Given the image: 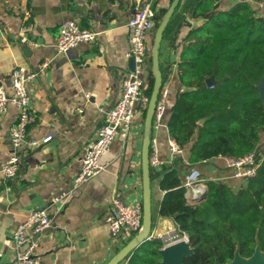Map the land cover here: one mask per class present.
I'll return each mask as SVG.
<instances>
[{
    "label": "crops",
    "instance_id": "0c3cea01",
    "mask_svg": "<svg viewBox=\"0 0 264 264\" xmlns=\"http://www.w3.org/2000/svg\"><path fill=\"white\" fill-rule=\"evenodd\" d=\"M146 1H151L153 12L166 9L171 3V0L0 1V84L10 91V72L17 65L35 71L37 75L27 85L34 114V120L27 126V136L42 140L51 135L48 141L25 153L15 176L6 178L0 174V264H15L12 231L36 208H44L54 216L48 230L45 228L38 235V251L44 264H106L132 238L124 233L118 238L111 237L104 215L113 195L124 201L142 198L141 114L136 113L127 137L117 135L101 156L104 169L98 175L78 186L73 178L89 141L120 95L131 65L125 57L127 21ZM191 1L179 0L173 13L181 17L174 27L181 19L183 23L173 42L170 32L162 37L167 41L165 48L162 51L159 48V67L167 72L168 108L184 89L177 73L183 38L190 28L204 22L203 17L193 15ZM236 1L239 0H221L220 8ZM66 19L96 31L95 40L58 53L55 38L59 25ZM152 37L150 31V43ZM44 61L48 65L42 69ZM149 71L147 67L145 87ZM16 118L17 108L9 104L6 114L0 117V164L13 152L9 128ZM168 136L166 125L158 133L160 158L163 165L181 169L183 178L191 166L187 162V148L172 157ZM261 138L263 144L264 132ZM232 159L215 157L205 161L207 165L200 171L202 184L205 186L207 179L235 181L232 169L227 167ZM158 183L159 178L151 181L152 230L167 235L177 229L171 217L159 214L165 191ZM61 192L67 193L64 200L49 206L50 199ZM186 201L189 203L187 198Z\"/></svg>",
    "mask_w": 264,
    "mask_h": 264
},
{
    "label": "trees",
    "instance_id": "16d2710c",
    "mask_svg": "<svg viewBox=\"0 0 264 264\" xmlns=\"http://www.w3.org/2000/svg\"><path fill=\"white\" fill-rule=\"evenodd\" d=\"M220 1L190 3L193 15L203 17L204 22L190 28L183 38L177 73L184 89L167 108L168 135L187 148L188 166L215 157L235 159L254 150L261 161L254 174L242 178L237 187L222 179H207L205 196L196 204L186 201L181 169L150 167L151 181L159 178V188L165 191L159 214L172 218L194 250L183 264H215V258L225 264L232 260L236 247L243 257L251 256L257 244L264 252V143L260 144L264 100L258 90L263 81L264 93V14H258L252 2L239 0L220 8ZM166 10L154 12L152 36ZM179 16L173 13L163 31L162 37L172 32L171 42L183 23L181 19L174 27ZM148 64L145 91L150 96L151 56ZM160 71L163 83L167 72L161 67ZM209 77L213 83L208 86ZM163 246L161 239L149 238L124 260L126 264H158Z\"/></svg>",
    "mask_w": 264,
    "mask_h": 264
},
{
    "label": "built area",
    "instance_id": "2783aa9c",
    "mask_svg": "<svg viewBox=\"0 0 264 264\" xmlns=\"http://www.w3.org/2000/svg\"><path fill=\"white\" fill-rule=\"evenodd\" d=\"M252 3L256 5L257 12L264 10V1L252 0ZM153 16L151 1H146L134 11L127 21L129 37L125 57L130 60V70L123 79L118 99L113 107L106 112L95 136L89 141L81 157L80 169L73 178V183L76 186L98 175L104 169L100 158L114 138L120 135L125 139L132 129L136 113L139 112L142 118L145 115L150 96L145 91L144 73L149 67L148 59L151 56V43L148 41V34L154 27ZM96 36V31L81 27L72 19H66L59 25L55 48L58 53H65L78 43L94 41ZM47 65L48 63L44 61L41 68H46ZM36 75L35 71L17 65L10 72V91L8 92L0 84V117L6 114L9 104L17 108V118L9 128V142L13 152L0 164V174L6 178L15 176L21 159L27 151L51 138V135L43 137L42 140L27 136V126L34 120L31 96L27 85ZM168 94V84L165 81L157 96L150 131L149 165L155 170H159L164 164L159 155L158 133L160 129L166 127ZM167 144L172 157L183 153V148L170 136H168ZM256 155L257 151L254 150L242 157L232 159L227 167L232 169L233 177L245 178L254 174L261 161V158L256 159ZM182 185L185 187L187 199L204 195L206 190V186L202 184L200 170L196 166H190ZM66 195V192L54 195L50 199L49 206H55L64 200ZM53 217V214L46 209L36 208L30 210L25 215V219L18 223L12 231L10 239L14 250L15 264H44L38 251L37 235L52 225ZM104 221L111 237L118 238L121 233L127 237H133L142 227V198L134 197L129 201H124L117 195H113L104 215ZM168 235L170 234L164 235L152 230L148 239L156 237L163 241ZM181 235L182 239L188 240L186 234ZM120 264H126V260Z\"/></svg>",
    "mask_w": 264,
    "mask_h": 264
},
{
    "label": "water",
    "instance_id": "95a60500",
    "mask_svg": "<svg viewBox=\"0 0 264 264\" xmlns=\"http://www.w3.org/2000/svg\"><path fill=\"white\" fill-rule=\"evenodd\" d=\"M179 0H172L159 22L151 43V72L153 75V85L149 97L148 106L143 121V139L141 145V176H142V227L141 229L112 256L106 264H120L129 253L148 239L149 233L152 231V212H151V179L149 165V142L152 117L155 109L157 96L162 85V74L159 67V48L163 36V31L172 16ZM25 49V47L23 48ZM213 83V78L206 79L209 86ZM258 90L261 98L264 100L263 81L260 82ZM206 193V190H205ZM204 195L188 199L190 204H196L203 200ZM48 230V227L46 228ZM45 229V230H46ZM38 236V235H37ZM194 250L190 246L188 240L179 239L172 243L164 245L159 249L161 259L158 264H183L185 257L193 254ZM215 264H221L215 258ZM225 264H264V252L261 251L259 244L256 245L253 253L249 257H243L239 254V247H236L234 256L230 262Z\"/></svg>",
    "mask_w": 264,
    "mask_h": 264
},
{
    "label": "rangeland",
    "instance_id": "374dc122",
    "mask_svg": "<svg viewBox=\"0 0 264 264\" xmlns=\"http://www.w3.org/2000/svg\"><path fill=\"white\" fill-rule=\"evenodd\" d=\"M0 1H3V0H0ZM13 1H15V0H10L11 3ZM257 13L258 14H264V10L260 11V12H257ZM166 45H167V41L165 39H162L161 46H160L161 47V51L165 48ZM261 147H264V145H262ZM204 165H207V164H205V163L200 164V166H198L199 167L198 169L201 171V167H203ZM235 179H236L235 181H233L232 183L231 182L229 183L232 187H237L239 185L242 177H236ZM153 225H154V222H153ZM180 238H182V235L176 230L175 232L171 233L170 235H168L163 240V244L166 245V244L172 243V242H174V241H176V240H178Z\"/></svg>",
    "mask_w": 264,
    "mask_h": 264
}]
</instances>
